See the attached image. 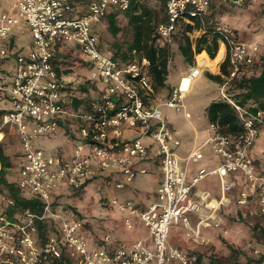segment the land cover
Here are the masks:
<instances>
[{
  "label": "built area",
  "instance_id": "2783aa9c",
  "mask_svg": "<svg viewBox=\"0 0 264 264\" xmlns=\"http://www.w3.org/2000/svg\"><path fill=\"white\" fill-rule=\"evenodd\" d=\"M131 2L91 0L87 14L76 16V0H15L18 14L0 15V42L23 22L28 25L34 39L28 55L18 54L11 85L0 84V96H8L12 103L10 109L0 112V141H3L8 127L16 128L24 157L18 182L23 189L38 195L44 204L42 214L27 211L20 221L0 214V264H55L62 254L61 243L67 246L68 259L76 264H167L169 260L180 264H203L198 254L170 242L171 227L182 222L195 241L207 242L200 236L201 228L210 225L213 218H217L215 224L221 225L215 213L221 204L229 201L227 194L234 186L231 175L235 172H242L247 184L241 203H247L252 196H259L264 214V175L257 172L249 155L261 134L259 124L264 123V112L248 110L228 93L231 79L254 63L261 50L260 42L236 39L230 29H223L222 41L227 48L224 59L229 61L230 75L222 86L221 97L236 108L242 131L234 134L213 122L211 129L216 133L208 143L214 146L224 162L217 169H200L190 181L188 167L203 158L202 149L197 148L186 157L178 155L170 146L171 142L179 144L175 140L176 132L171 128L168 117L159 110L162 104L175 109L184 108L182 86H177L168 99L159 98L150 82L148 58L134 49V58L122 64L100 49L99 36L94 32L95 19L112 10L127 11ZM166 2L167 20L157 25L156 32L171 37L180 21L194 24L195 19L204 20L213 0ZM231 2L239 7L246 0ZM64 42L79 44L94 64L92 79L99 78L106 84L97 99H89L91 111L74 107L66 94L71 83L61 78L55 69L54 49ZM9 56L8 50L0 45V57ZM208 68L203 69L196 59L187 75L193 80L201 77ZM66 117L79 121L83 140L75 146L71 160L65 164L59 157L48 156L37 145V140L55 133ZM123 124L132 128L141 127L144 136L151 134L154 137L159 146L157 155L162 162L163 182L157 201L147 210L138 211L134 203L119 199H114L112 204L128 212L126 224L131 228V216L141 218L150 229L154 250L144 240L136 241L130 248L111 250L107 244L91 248L79 233L82 223L58 213L52 197L61 184L81 187L84 180L92 176L95 165L102 170L121 168L128 179L135 177L137 171L133 169L132 162L136 156L146 153V147L142 138L121 141ZM212 174L219 176L223 196L216 203H211L215 212L207 216L204 202L195 200L192 190ZM15 202V199L8 198L7 206ZM193 212L201 217L197 228L191 225L190 214ZM53 218L57 220L60 235L37 243V222ZM109 240L110 237H107L105 242Z\"/></svg>",
  "mask_w": 264,
  "mask_h": 264
},
{
  "label": "crops",
  "instance_id": "0c3cea01",
  "mask_svg": "<svg viewBox=\"0 0 264 264\" xmlns=\"http://www.w3.org/2000/svg\"><path fill=\"white\" fill-rule=\"evenodd\" d=\"M90 1L76 0L77 11L75 15L87 14V7H89ZM13 2V6L0 13H6L11 16L17 15L18 8L15 6V0ZM83 9H85V13H80ZM256 40L260 42L261 48L260 52L256 55V60H262L264 59V36L256 37L254 41ZM33 41L34 39L28 25L23 22L17 24L11 34L0 42V45L7 49L10 55L7 58L0 57V84L11 85L15 73L17 56L18 54L28 55L33 47ZM76 44L64 42L55 47V59L58 60L55 66L60 69L58 73L60 77L70 81V88L73 89L72 93H76L80 98H84L81 107L87 111L90 104L88 103V99H97L106 88V84L99 78L96 80L92 79V73L95 70L94 64L91 60L87 61L79 56L78 52L80 51L78 49L81 47ZM222 44L225 45L221 40L219 48ZM225 49H227L226 45ZM206 53L211 59L210 53L207 51ZM59 60L66 63H59ZM224 60L218 63L217 70L208 68L201 77L195 80L193 89L184 96V111L175 113L174 109L166 104H162L159 108L160 112L168 117L171 128L176 132L175 140L179 144L171 142L170 146H172V149L178 155L186 157L193 153L195 149H202L203 158L192 162L188 167L190 181L195 178L200 169H217L224 162L223 158L215 152L214 146L208 143L211 136L216 133L214 129H211L213 121L208 113V108L213 101L223 100L221 90L226 81L225 79L228 77L222 74ZM183 62L185 67L177 70V72H172L174 63L170 65V74L167 79L168 86L162 88L161 92L157 94L159 98L166 100L171 89L177 88L182 83L180 78L187 75L194 64L189 66L184 60ZM248 70L249 73H254L256 71L259 72L261 69L250 68ZM218 75L222 76V81L212 78V76ZM202 78H206L208 82L204 84L202 92L197 94L194 103H192L187 99L190 95H193L198 85L196 83ZM11 107L12 103H10L8 96H0V109L5 111ZM164 107L167 108L163 110ZM121 129L123 131L120 137L121 141L142 138L143 144L146 147V153L136 156L132 162L133 169L137 171L135 177L132 180L128 179L121 168L102 170L95 165L92 176L85 179L81 187L76 188L69 184H61L53 192V201L56 210L65 213L66 218L78 220L82 223L79 233L87 240L91 248L102 247V245L106 244L111 250H116L118 247L130 248L136 241L144 240L147 242L149 248L154 250L155 244L152 240L149 227L137 215L131 216L132 228L129 227L126 224V219L129 216L128 212L121 211L112 204V201L119 199L120 201L132 202L138 211L149 209L157 201L158 190L163 182L162 162H160V158L157 155L159 146L151 134L143 135L141 127L132 128L123 124ZM4 135V142L10 139V135H15L17 147L22 151L20 134H18L16 128L12 126L8 127ZM82 140L83 136L79 130V121L66 117L61 120L60 126L55 133L40 137L37 140V145L42 147L46 153L48 152V156L59 157L66 164L71 160L75 146ZM46 148L51 151L62 150L58 154H52ZM249 155L255 162L259 160L262 163L264 162V135H262V130L256 144L250 149ZM142 170L146 172L142 173ZM18 179L19 174H17L15 181H18ZM231 180H233L234 186L228 191L227 198L229 201L221 204L219 210L215 213L220 218L221 225L215 224L217 218H213L210 225H205L201 228L200 236L202 239L207 240V243L201 244L195 241L194 236L189 234L187 226L182 222L180 224H173L171 227L170 242L177 247L198 254L203 264H250L253 262L249 255L244 256V253L239 251L244 249L245 239L248 235L247 230H244L238 224H232L229 220L230 214L231 216H235L234 214H237V216L243 215L237 210V207L247 188L246 179L242 172H235L231 175ZM192 193L195 200L204 202V207L208 210L207 216L214 215L215 211L211 209V203H216L223 196L219 176L215 174L207 176L196 184ZM70 195L72 197H69ZM206 197H208L207 201L205 200ZM254 198L257 199L258 205L259 196L251 197V199ZM67 200H71L70 204L72 205L69 208L66 207ZM59 206L62 207V210L59 209ZM254 211L257 212V210H252L251 213H254ZM200 218L198 213L193 212L190 214L193 228L198 227ZM50 220L56 224V219ZM107 237H110V240L105 242ZM167 264L180 263L175 260H169Z\"/></svg>",
  "mask_w": 264,
  "mask_h": 264
},
{
  "label": "trees",
  "instance_id": "16d2710c",
  "mask_svg": "<svg viewBox=\"0 0 264 264\" xmlns=\"http://www.w3.org/2000/svg\"><path fill=\"white\" fill-rule=\"evenodd\" d=\"M150 1L154 2L155 5L152 6L148 0H132V5L127 11L112 10L108 14L95 19L93 28L94 32L99 36L100 49L122 64H127L134 58V49L140 51L142 57L148 58L150 82L153 84L154 92L157 96L162 88L168 86L167 79L170 74V65L175 62L177 55L181 54L182 59L189 66L194 63L196 55L198 56L206 51L210 53L212 60L216 59L217 53L220 51L219 43L224 39V33H222L224 28L218 27L217 23H215L213 14L219 2L218 0H213L210 11L206 16L207 19L205 18L206 23L202 22L201 19H195V23L197 22L198 26L202 27L204 25L206 29L202 36L194 40L190 33L194 30L196 24H190L182 20L171 37H164L156 32V28L160 22L167 20V2L166 0ZM121 16L123 20L127 21V26L120 23L119 19H121ZM102 19L108 21V27L103 30L96 27L97 23L102 22ZM234 30L237 29H231L234 37L240 39L239 33ZM173 47L176 49H173ZM57 61L55 59L54 64ZM64 63L66 62L63 61ZM250 68L261 70L249 73L248 69ZM55 69L59 73L60 69L56 68V66ZM222 74L230 75L228 59H225L222 64ZM212 78L218 81L223 80L221 75L212 76ZM174 89H171L169 96H171ZM67 92H69L68 98L72 101L74 107L84 110L81 107L84 98L72 93L73 89L71 88H68ZM228 93L239 105L246 107L248 110L255 113H258V111L264 112V59H255L252 65L242 69L236 77L232 78ZM88 103H90L89 99ZM88 108L89 110L87 111H91L90 104ZM2 111L4 110H0V112ZM208 113L211 120L218 123L225 131L227 130L234 134L242 131L239 113L227 99L213 101L208 108ZM261 125H264V123L259 124V127ZM23 163L22 150L18 160L19 179ZM254 163L257 172L262 174V168L258 166L259 161H254ZM14 167L12 155L6 150L4 140L0 141V214L7 215L17 221H20L27 211L42 214L44 204L41 198L30 190L23 189L18 182L19 179L18 181L10 180L8 170ZM8 198L15 199V204L7 206ZM258 207L260 210L258 209L255 216L253 230L256 239L261 240V238L264 239V218L262 219L261 217L264 214L261 211L259 202ZM37 225L39 230L36 236L37 243L60 235V231L54 222L38 221ZM60 245L62 254L60 258L55 260V264H76L68 259L67 246L63 243ZM259 264H264V252L259 259Z\"/></svg>",
  "mask_w": 264,
  "mask_h": 264
},
{
  "label": "rangeland",
  "instance_id": "374dc122",
  "mask_svg": "<svg viewBox=\"0 0 264 264\" xmlns=\"http://www.w3.org/2000/svg\"><path fill=\"white\" fill-rule=\"evenodd\" d=\"M1 2H2V4L0 5V12H2L3 10H5L7 8H10L11 6H13V3H14L13 0H1ZM148 2H150V4L152 6L155 5V3L150 1V0H148ZM218 2H219L218 7H217L215 13L213 14V17L215 19V23H217L218 27L227 28L230 30L231 29H237L234 31L239 33V36L241 39H244L247 41H254L256 37H260L262 35L264 36V0H247V2H245L244 5L239 6V7L235 6L231 2V0H218ZM80 13H85V9H83V11H80ZM206 19L202 20V22L204 21L206 23ZM119 20H120V23L122 25L127 26V21L123 20L122 16H121V19H119ZM195 24H196V27L190 33L191 37L194 40H196L198 37L202 36L204 34V32L206 31V29L203 25L204 23L202 24L203 25L202 27L198 26L197 22ZM96 27L98 29H101V30L106 29L108 27V21L105 19H102V22L97 23ZM72 43L76 44V42H72ZM77 46H79V44ZM173 49H176V48L173 47ZM78 50L80 51L78 53H79V56L81 58H83L84 60L90 61L89 56L86 55L85 53H83L81 48H79ZM196 59H197V55H196ZM59 63H63V61L59 60ZM184 67L185 66H184V62L182 59V55L181 54L177 55L175 62H174V65H173L172 72H177V70H179V69L181 70ZM206 82H208L206 80V78H202V79L198 80V82L196 83V84H198L196 90L194 91L193 95H190V97L187 100L194 103L195 97L197 96V94L202 92V89L204 88V84ZM169 97L170 96L168 95V98ZM183 100L185 101V98ZM166 108L167 107H164L163 110H165ZM172 109H174L175 113L184 111L183 108H180V109L172 108ZM261 127H262V135H264V125H261ZM15 138H16L15 135H10V139L7 142H5L6 150L12 155V159H13L14 166H15L14 168L8 170L9 171V178L11 181H15V179L17 178V174H19L18 173V168H19L18 160H19V156H20L21 151L17 147ZM44 149H45V147H44ZM47 149L48 148H46V150ZM48 150H50V149H48ZM61 150L62 149H58L55 151L50 150V151L52 154H58V152ZM261 163H262V161L259 160L258 166H260V168H262V174L264 175V162L262 164ZM69 197H72V196L70 195ZM70 202H71V200L70 201L67 200L66 207H68V208H69V206L71 207L72 204H70ZM74 206H76V205H74ZM59 209L62 210V207L59 206ZM258 209H259V207L257 205V199H255V198L254 199L250 198L248 200V202L244 203V204H242L241 201H239V206L237 207V210H239L240 213L243 215L237 216V214H234L235 216H231V214H230V218H229V220L232 224H234V225L238 224L239 226H242L244 230H247L248 235L245 239L246 242H245L244 247H243L244 249H241L239 251L243 252L244 256L249 255L252 258L253 263H250V264H259V259L261 258L262 253L264 252V239L263 238H261V240L256 239L255 232L253 230V226L255 224V216H256L257 212L254 211V213H251V211L252 210L258 211ZM57 212L61 213L65 216V213H63L62 211L57 210ZM261 217L263 219L264 215ZM259 220H261V219L259 218ZM48 221H51V220L48 219ZM205 243H207V242H205ZM201 244H202V242H201ZM257 250H260L261 253H259V254L256 253ZM234 255H236V253H234Z\"/></svg>",
  "mask_w": 264,
  "mask_h": 264
},
{
  "label": "bare ground",
  "instance_id": "6f19581e",
  "mask_svg": "<svg viewBox=\"0 0 264 264\" xmlns=\"http://www.w3.org/2000/svg\"><path fill=\"white\" fill-rule=\"evenodd\" d=\"M220 52L217 55V58L215 60H212L209 58L208 54L206 52H203L202 54L197 56V62L198 65H200L203 69H207L208 67L212 70H217L218 63L221 62L224 59V56L226 54V49L225 45L220 46ZM183 76V75H182ZM181 79V86H182V91L184 96L187 95L192 89H193V84L196 79H191L188 75L183 76Z\"/></svg>",
  "mask_w": 264,
  "mask_h": 264
}]
</instances>
